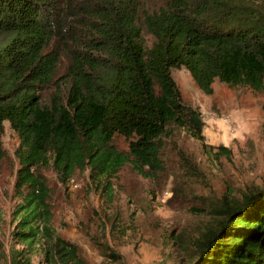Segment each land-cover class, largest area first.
Masks as SVG:
<instances>
[{"label":"trees","instance_id":"16d2710c","mask_svg":"<svg viewBox=\"0 0 264 264\" xmlns=\"http://www.w3.org/2000/svg\"><path fill=\"white\" fill-rule=\"evenodd\" d=\"M72 17L83 35L69 28ZM56 31L74 45L58 83ZM181 67L208 95L216 80L263 91L264 0H0V163L8 121L20 139V242L32 249L35 222L49 219L51 186L41 167L53 165L62 181L90 169L106 194L128 162L144 175V167L161 170L176 127L205 140L202 112L184 102L172 75ZM116 136L129 151L115 146ZM212 217L180 264H264V184L224 199ZM31 253L12 247L10 264H31Z\"/></svg>","mask_w":264,"mask_h":264},{"label":"rangeland","instance_id":"374dc122","mask_svg":"<svg viewBox=\"0 0 264 264\" xmlns=\"http://www.w3.org/2000/svg\"><path fill=\"white\" fill-rule=\"evenodd\" d=\"M75 21L68 19L69 28ZM71 30L78 36L85 33L74 25ZM146 39L150 45L149 34ZM73 46L61 31L52 33L50 47L62 56L55 83L65 73L66 50ZM172 75L184 102L202 112L205 140L176 127L165 139L161 170L144 167V175L128 162L110 179L113 191L106 194L90 169L62 181L53 165L41 167L51 186V208L48 220L35 222L39 235L32 249L14 235L21 202L15 191L20 139L5 122L2 143L8 155L0 163V264H10L12 247L31 250V264H180L214 222L213 212L224 199L239 200L264 184V90L216 80L214 93L208 95L185 67L174 68ZM53 89L51 85L43 93L49 96ZM114 144L129 151L124 136H116ZM218 146L228 147L231 156L218 153Z\"/></svg>","mask_w":264,"mask_h":264}]
</instances>
